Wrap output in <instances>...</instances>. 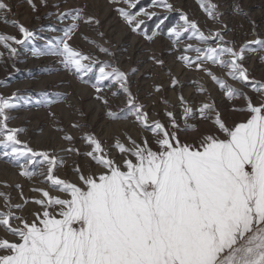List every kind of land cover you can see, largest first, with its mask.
<instances>
[{"label": "snow or ice", "instance_id": "snow-or-ice-1", "mask_svg": "<svg viewBox=\"0 0 264 264\" xmlns=\"http://www.w3.org/2000/svg\"><path fill=\"white\" fill-rule=\"evenodd\" d=\"M109 3L134 7L131 0ZM198 3L220 28L205 34L196 21L181 13L180 23L168 29L167 38L176 46L187 34L189 41L200 45L187 43L176 59L184 68L202 73L229 103L230 111L243 119L229 124L210 90L199 82H194L196 93L205 99L198 106L181 94L177 96L179 119L174 110L165 111L167 123L152 119L132 95L128 73L70 45L81 22L99 26L100 21L85 15L83 9L59 13L61 22L70 18L71 24L43 51L34 49L33 56L58 57L65 71L90 84L109 120L131 118L141 133L151 134L155 148L145 136L138 140L125 132L105 144L95 133L83 131L80 141L86 150L81 152L72 146L74 137L57 128L69 145L63 151L88 161V171L79 163L73 167L75 181L62 178L56 174L64 164L62 158L33 150L19 140L22 129L8 127L9 110L17 106L15 94L0 97L2 156L12 157L9 162L20 169L21 177L39 175L44 185L31 189L37 194L32 198L21 193L22 203L14 204L7 193L0 192V264H264V82L254 80L244 65L246 52H264V38L258 37L253 22L257 38L237 47L225 39L229 29L221 24L217 5L211 0ZM27 4L33 12L38 10L34 0ZM40 4L46 5V0ZM158 6L173 10L167 0H159ZM115 11L132 33L145 40L160 34L142 31L144 21L138 19L141 15L151 19L155 13L120 7ZM235 11L246 15L239 5ZM10 12L9 4L0 0V18L21 37L0 35V44L14 56L17 49L11 44L24 45L36 37L22 24L9 21ZM98 35L103 39V33ZM87 42L100 53L113 55L94 40ZM154 63L162 67L164 62L154 59ZM97 67L95 82L90 83L85 77ZM217 69L223 77L216 75ZM106 82L109 87L119 85L120 91L113 96L122 92L125 97V108L118 112L108 109L109 99L102 94ZM170 83L175 89L179 81L170 76ZM243 89L255 93V101ZM154 91L159 93L160 86ZM162 103L170 107L167 101ZM70 127L81 131L87 125L73 122ZM37 163L45 171L30 170ZM28 205L34 207L26 213Z\"/></svg>", "mask_w": 264, "mask_h": 264}, {"label": "rangeland", "instance_id": "rangeland-1", "mask_svg": "<svg viewBox=\"0 0 264 264\" xmlns=\"http://www.w3.org/2000/svg\"><path fill=\"white\" fill-rule=\"evenodd\" d=\"M5 2L11 8L8 20L22 24L36 37L31 43L24 45L11 44L9 41L11 46L17 49L14 56L0 44V97L7 98L15 94L14 103L17 105L9 110L8 127L22 129L18 136L19 140L33 150L47 151L62 158L64 164L56 172L62 178L75 181L72 174L73 167L79 163L85 171H88V161L84 156L58 151L59 148H67L69 145L60 138V132L54 131V126L63 128L65 133L72 135L74 137L72 146L79 148L81 152L86 150L80 141L83 131L95 133L105 144L111 143L114 137L121 136L122 138V134L126 132L138 140L145 136L153 148L155 145L152 143L151 134L141 133L133 125L131 118L116 122L109 120L106 117L105 107L94 99V91L90 84L80 83L74 75L65 71L59 63L58 57L33 56L34 49L43 51L48 41L61 36L63 30L71 24L70 18H66L63 22L58 19V14L61 12L83 9L85 15L93 16L100 21L99 26L84 25L81 22L76 34L69 42L70 45L77 50L92 54L100 62L112 64L119 70L128 73L132 95L136 97L138 103L145 107L152 119H159L161 122L167 123V118L164 115L167 110H174L179 119L180 109L177 96L181 94L190 104L198 106L205 98L197 95L194 82L204 84L210 90L211 98L215 99L218 108L222 110L223 116L229 124L243 119L242 114L230 111L229 103L223 100L202 73L184 68L176 59L178 55L182 54L187 43H193L195 46L200 45L195 41H189L187 34L176 46H173L167 38L168 29L180 23L181 13L186 14L190 20L196 21L205 34L220 28V24L213 23L208 19L198 0H167L173 5L171 11L158 6L159 0H131L134 5L131 8L124 3L110 4L109 0H46L44 6H41L40 0H34L38 9L35 12L27 4V0H5ZM211 2L217 5V11L221 14V24L228 26L229 30L225 39L234 41L239 47L246 41L256 39L257 35L259 38H264V0H211ZM237 5L246 15L236 13ZM116 7L133 13L139 11L155 13L151 19L146 15H141L138 19L144 21L141 26L142 31L149 35L153 31L160 34L155 36L152 41H147L142 35L132 33L118 16L115 11ZM161 20H163V24H160ZM253 22L257 35L253 34ZM158 24L159 28H157ZM53 27L57 31H49ZM99 33H103V39L100 38ZM0 35L21 38L18 30L10 24H5L2 18H0ZM89 39L109 49L113 55L107 56L100 53L87 42ZM251 47H255V45ZM189 55L194 56L195 54L189 53ZM261 56H264V52H246L244 65L254 80L264 82V62L261 61ZM154 59L162 60L163 66L155 64ZM133 69L136 71L133 72ZM215 71L216 75L223 77L221 70ZM97 73L98 67L85 79L94 83ZM170 76L179 81L175 89L171 87ZM156 86L161 88L159 93L154 91ZM232 86L238 89L241 87L235 83ZM119 91V85L112 84L109 87L106 82L102 94L109 99L108 109L112 111L118 112L125 108L123 93L120 92L117 96L112 95L113 92ZM243 91L255 101V93L250 89H243ZM162 101H167L170 107L166 109ZM233 103L241 106L239 101ZM50 113L55 115L52 116ZM97 115L100 121L92 125L90 121ZM71 120L76 123L83 121L87 128L81 131L73 130L70 127V124L73 123ZM119 124H125V128L117 130L114 127L109 131L110 134L105 131L108 126H118ZM203 127L201 125L202 129ZM33 128L39 129L32 132ZM187 138L191 139V136ZM48 139L50 143L47 142ZM181 139L184 140L185 137L182 135ZM57 141H60L59 146L56 144ZM3 151L4 149L0 147V167L3 168V170L0 168V191L7 193L14 204L21 203L19 201L21 193L28 198L36 196V193L31 190L27 191L26 188L43 187L42 177L39 175L32 179L21 177L20 169L9 162L12 157H3ZM20 162L24 163V159L21 158ZM29 167L30 170L37 173L45 171L39 163ZM17 185H20L19 189L16 187ZM33 207V205H28L25 212H30ZM0 209H3L2 206Z\"/></svg>", "mask_w": 264, "mask_h": 264}, {"label": "bare ground", "instance_id": "bare-ground-1", "mask_svg": "<svg viewBox=\"0 0 264 264\" xmlns=\"http://www.w3.org/2000/svg\"><path fill=\"white\" fill-rule=\"evenodd\" d=\"M68 120H70V118L68 117ZM79 121V120H78ZM100 121V118H99V116L97 115V117H93V119L90 121V123L92 124V125H95L96 123H98ZM71 122H73L72 120H71ZM77 123H80V124H84V122L82 121V122H77ZM114 127H116V129L117 130H121L122 128H125V124H119L118 126H114V125H111V126H108L107 127V129H105V131L106 132H109L110 130H112V128H114ZM57 128H59V127H53V129H54V131H57ZM37 129H39V128H33V130H32V132H34V131H36ZM109 134H110V132H109ZM61 138V137H60ZM44 142H45V140H44ZM47 142H49L50 143V140L48 139V141ZM58 143H60V141H57L56 142V144H58ZM57 146H59V144L57 145ZM63 149H65V148H59V152H61V151H63ZM63 155V154H62ZM2 170H3V168L2 167H0ZM6 180V179H5ZM2 182V181H1ZM17 182V181H16ZM2 190V189H1ZM26 190L27 191H30L31 189L30 188H26ZM1 192V191H0ZM13 197V196H12ZM18 198V197H17ZM19 201H21V199L19 198ZM21 203H22V201H21ZM1 204V203H0ZM0 206H2V208H3V205H0Z\"/></svg>", "mask_w": 264, "mask_h": 264}]
</instances>
